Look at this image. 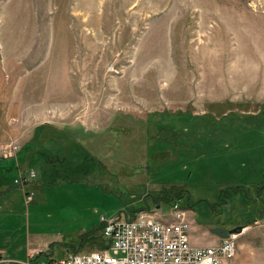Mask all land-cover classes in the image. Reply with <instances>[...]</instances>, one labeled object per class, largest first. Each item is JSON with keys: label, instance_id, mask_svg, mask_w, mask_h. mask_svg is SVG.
<instances>
[{"label": "rangeland", "instance_id": "obj_1", "mask_svg": "<svg viewBox=\"0 0 264 264\" xmlns=\"http://www.w3.org/2000/svg\"><path fill=\"white\" fill-rule=\"evenodd\" d=\"M44 121L83 123L41 128L21 167L33 195L0 157L2 264L99 249L79 234L102 215L170 217L176 193L195 235L261 231L264 0H0V153ZM130 121L135 141L108 135Z\"/></svg>", "mask_w": 264, "mask_h": 264}, {"label": "built area", "instance_id": "obj_2", "mask_svg": "<svg viewBox=\"0 0 264 264\" xmlns=\"http://www.w3.org/2000/svg\"><path fill=\"white\" fill-rule=\"evenodd\" d=\"M11 146V145H10ZM12 149H16L13 145ZM35 172L30 174L34 178ZM29 178L17 179L24 186ZM171 216L159 206L142 209L135 215L107 218L101 226L108 246L93 251H72L58 259L41 258L42 250L32 251L26 264H232L236 256L233 236L214 245L196 246L190 241V209L179 200L171 204ZM264 229V223H262ZM264 231V230H263ZM39 255L35 259V256Z\"/></svg>", "mask_w": 264, "mask_h": 264}, {"label": "crops", "instance_id": "obj_3", "mask_svg": "<svg viewBox=\"0 0 264 264\" xmlns=\"http://www.w3.org/2000/svg\"><path fill=\"white\" fill-rule=\"evenodd\" d=\"M76 123H83V122H75V123H71V122H61V123L56 122L55 123L52 121L41 122L35 128V131L36 130L37 131L34 133V135L30 136L31 141L29 140V142L24 144V146L22 145L23 150H21L22 146L20 144H19L20 147L18 149L17 148L16 149L11 148L12 150H7V149H10L9 144H8V145H6L7 147L2 148L3 154H5V155H2V152H1L0 157L1 158H13V159H15L18 162V167L20 169V174H21L20 177L23 176L24 178H29L30 175L29 176L24 175L25 172H23L21 169L22 163H23L22 159H24L25 153H27V155H28V152L32 154V149L30 147L31 143L36 140L37 136L39 135V131L42 130L41 128L50 124L56 128L57 127L64 128V129H67L68 132H71L70 126H68V124L73 125ZM83 126L85 128L84 131L87 133V135H84L85 138H87V141L89 143L96 144V139H98L97 141H99L101 139V138H97L98 136L100 137V135H98V133H96V129H93L94 127L96 128V125L93 128L89 127L88 125H84V124H83ZM125 127L129 128V129H125V131L120 130L121 134L117 133L116 130L112 129V131L110 133H108V135H111L113 137L123 135L124 137H128V138H130V140L135 141V139L137 137V133L134 132L135 131L134 130V127H135L134 122L130 121V122L126 123ZM141 127L143 129V126H141ZM140 133L142 134V132H140ZM138 136L140 137V135H138ZM70 137L75 138V136H70ZM12 141H15V140H12ZM12 141H10V142H12ZM20 150H21V152L18 155V152ZM27 157H29V155ZM93 158L96 160V157L93 156ZM28 159H27V161H28ZM94 159H93V161H94ZM93 171H94V175H95L96 168ZM32 172H35V171L32 170L31 173ZM261 175L263 176L264 172H262ZM20 177L18 176V178H20ZM18 178H16L15 181H17ZM31 179H33V178H31ZM31 179L29 178L28 182L24 186H22V188L24 189V193L27 194L28 196L33 195V193H34L33 191H31L32 189L28 188V186L30 184L34 183L33 182L34 180H31ZM7 190L8 189L0 188V194H5L6 196H8ZM260 194H261V192H260ZM177 196L178 195L175 196V200H179L177 198ZM11 200H12V198H11ZM125 211L126 210H124V212ZM260 221H263L262 223H264V219L260 220ZM194 223H195V219L193 218L192 228L193 229L198 228L199 226H196V227H195V225L193 226ZM262 223L259 224L261 227H262ZM241 226H243L242 231L236 232V233L231 235L235 239V244H236V256L233 260V263L234 264H264V231H263V229L260 231L259 229H256L257 227L254 224H251V223H247V224H244ZM234 227H236V226H233L232 228H234ZM227 229H231V228H227ZM87 231L92 232L94 230H87ZM87 231H84L83 233H85ZM83 233H81V234H83ZM243 235H246V237L242 238V240L239 243H237L238 237H240V236L242 237ZM222 240H223V237H220L216 233H213L212 230H210V229H206V228L202 229V234L200 236L193 234V232L192 233L190 232V241L193 245H196V246H207V245L219 244L222 242ZM84 247H85V242L80 241L79 248H84ZM77 249L78 248H75V249L73 248L72 251H79ZM72 251H69L67 254H69ZM30 252H32V251H30ZM37 257H39V255L35 256V259ZM41 258H42V256H41ZM5 260H7V259H5V258L3 259V254H2V256L0 255V264H2Z\"/></svg>", "mask_w": 264, "mask_h": 264}, {"label": "trees", "instance_id": "obj_4", "mask_svg": "<svg viewBox=\"0 0 264 264\" xmlns=\"http://www.w3.org/2000/svg\"><path fill=\"white\" fill-rule=\"evenodd\" d=\"M141 125V123H140ZM179 193H176V195H178ZM175 195V196H176ZM175 196L172 197L175 199ZM159 197H154L153 196V199L154 200H159ZM173 199V200H174ZM175 201V200H174ZM148 203V202H146ZM152 205L151 204H146L145 207H148V209L151 207ZM142 210V209H141ZM128 211V210H127ZM94 241V243H96V247L98 246V248H103V247H106L108 246V243H107V240L106 238L104 237L103 235V232H102V226L100 225L99 227L96 228V231H92V232H85L83 234H80V241L81 242H89V241Z\"/></svg>", "mask_w": 264, "mask_h": 264}, {"label": "water", "instance_id": "obj_5", "mask_svg": "<svg viewBox=\"0 0 264 264\" xmlns=\"http://www.w3.org/2000/svg\"><path fill=\"white\" fill-rule=\"evenodd\" d=\"M242 229H243V226H236V227L231 228V229H227L224 227L217 226V227H214L212 229V232L216 233L220 237L227 238L236 232L242 231Z\"/></svg>", "mask_w": 264, "mask_h": 264}, {"label": "bare ground", "instance_id": "obj_6", "mask_svg": "<svg viewBox=\"0 0 264 264\" xmlns=\"http://www.w3.org/2000/svg\"><path fill=\"white\" fill-rule=\"evenodd\" d=\"M229 200V199H228ZM241 216V215H240ZM247 217V216H246ZM219 225V224H218Z\"/></svg>", "mask_w": 264, "mask_h": 264}]
</instances>
